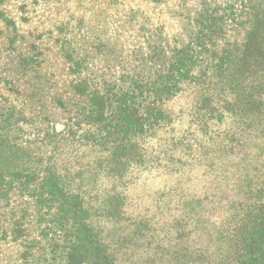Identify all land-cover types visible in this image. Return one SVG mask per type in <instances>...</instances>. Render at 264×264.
I'll return each mask as SVG.
<instances>
[{
    "label": "trees",
    "instance_id": "1",
    "mask_svg": "<svg viewBox=\"0 0 264 264\" xmlns=\"http://www.w3.org/2000/svg\"><path fill=\"white\" fill-rule=\"evenodd\" d=\"M260 1L246 0L244 14L233 13L232 6L218 14L204 6L192 19L195 30L189 39L152 45L149 58L156 67L148 66L147 71L142 66L135 75L111 80L113 76L105 79L93 71L80 79L76 70L73 87L86 94L85 117L95 125L84 136L92 149L125 139L129 132L135 134L136 145V137L172 124L175 120L165 104L182 89L189 88L193 107L203 110L191 118L190 139L170 133L171 138L153 142L157 151H168L165 159L157 158L156 168L168 173L173 184L168 200L155 208L154 220L138 222L140 230L150 227L154 264H264V5L258 9ZM227 28H234L232 37L226 35ZM238 28H248L255 36L262 33L253 41H238ZM78 64L71 63L76 68ZM229 117L231 123L226 121ZM21 170L0 168V195L17 189L32 196L37 215L49 217L53 234L46 239V248L40 240L25 237L19 243L20 264H40V254L41 264H120L116 250L89 220L78 193L66 190L56 176ZM45 229L40 233L47 237Z\"/></svg>",
    "mask_w": 264,
    "mask_h": 264
},
{
    "label": "rangeland",
    "instance_id": "2",
    "mask_svg": "<svg viewBox=\"0 0 264 264\" xmlns=\"http://www.w3.org/2000/svg\"><path fill=\"white\" fill-rule=\"evenodd\" d=\"M245 2L0 0L2 171L22 168L58 177L66 190L81 196L89 220L116 250L120 264H154L150 227L140 230L138 222L154 220L155 208L168 200L173 184L168 173L156 168L157 158L165 159L168 151H157L153 142L171 138L170 133L190 139L191 118L203 110L197 112L193 92L182 89L165 104L175 120L172 124L136 137V145L135 134L129 132L125 139L92 149L84 136L95 125L85 117L86 94L73 87L76 70L80 79L93 71L105 79L113 76L111 80L135 75L142 66L147 71L156 65L149 58L152 45L189 39L195 30L192 19L204 6L215 8L216 14L230 6L233 13L244 14ZM263 5L261 0L258 9ZM234 32L227 28L226 35ZM261 33L255 36L248 28H238L236 38L253 41ZM73 60L79 62L77 68L71 65ZM40 216L33 197L23 190L0 195V264L21 263L19 243L25 237L47 247L46 239L53 233L49 217ZM42 228L47 237L40 233Z\"/></svg>",
    "mask_w": 264,
    "mask_h": 264
}]
</instances>
